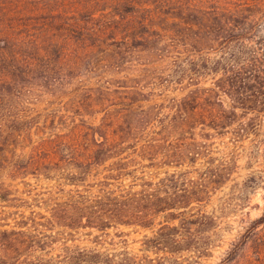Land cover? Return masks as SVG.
Wrapping results in <instances>:
<instances>
[{
  "label": "rangeland",
  "instance_id": "obj_1",
  "mask_svg": "<svg viewBox=\"0 0 264 264\" xmlns=\"http://www.w3.org/2000/svg\"><path fill=\"white\" fill-rule=\"evenodd\" d=\"M134 1L149 8L125 15L126 6L114 7L123 0H0V181L14 191L13 203L32 202L36 195L55 187L56 181L45 174L49 171L46 149L54 132L73 125H98L102 109L125 101L129 92L151 112L141 122L154 136L172 111L168 105L188 93L198 73L203 85L213 82L214 64L207 60L210 57L211 62L221 52L211 48L212 40L195 42L209 29L208 16L199 8L236 2L251 5L247 15L261 16L256 23L264 29V0ZM261 34L264 37V30ZM196 62L203 65L197 72L193 70ZM133 79L141 82L143 93L135 91ZM104 81L110 88L102 87ZM255 127L241 135L215 132L209 141L210 153L216 163L229 167L230 178L204 206L216 217L211 230L202 233L211 240L208 251L144 250L143 240L153 236L156 227H114L106 233L65 229L67 244L98 249L99 264H119L127 256L136 264H264V222L245 237L235 254L229 252L250 223L264 215V113ZM148 162L139 159L131 167L140 169ZM175 169L164 166L160 175ZM98 170L87 182L99 180ZM6 205L0 200V228L6 222L15 224L14 218L5 220L9 213L20 217L32 210ZM119 230L126 234L117 236ZM88 255L81 253L78 264L93 258ZM33 257L44 264H64L66 255L55 246Z\"/></svg>",
  "mask_w": 264,
  "mask_h": 264
},
{
  "label": "trees",
  "instance_id": "obj_2",
  "mask_svg": "<svg viewBox=\"0 0 264 264\" xmlns=\"http://www.w3.org/2000/svg\"><path fill=\"white\" fill-rule=\"evenodd\" d=\"M123 6L125 15L149 8L134 0L114 4ZM251 8L236 2L228 7L198 9L208 16L209 29L200 32L195 42L212 40L211 48H219L221 55L207 60L214 64L211 70L216 76L206 86L198 73L188 93L168 105L172 111L154 136L141 122L151 112L142 107L138 97L126 92L125 101L102 109L104 115L98 125H69L66 131L53 133L50 149H46L49 171L45 174L56 185L48 193L36 195L29 203H13L14 191L0 181V200L6 206L32 208L20 217H11L15 212L7 215L5 220L14 218L15 224L5 221L0 228V264H44L33 257L35 252L55 246L66 255L64 264H78L76 258L83 252L93 257L85 264H99L95 259L99 250L67 244L65 229L91 228L106 233L114 227H156L153 236L143 240L144 250L174 254L210 249L211 240L202 233L211 230L216 217L204 206L212 192L230 177L229 167L216 163L210 153L209 141L215 132L241 135L254 130L264 113V29L256 23L261 16L247 15ZM194 65L196 72L203 69L202 64ZM137 80L133 79L132 85L137 93H143ZM107 84L104 81L102 87L110 88ZM248 113L253 114L245 119ZM145 158L149 162L140 169L131 167ZM164 166L177 169L160 175ZM97 168L95 174H102L99 180L87 182ZM69 184L71 187L66 188ZM159 216L163 218L157 222ZM263 222L264 215L254 219L229 252L235 254L245 237ZM125 234L124 230L116 233ZM119 264L136 263L127 256Z\"/></svg>",
  "mask_w": 264,
  "mask_h": 264
}]
</instances>
